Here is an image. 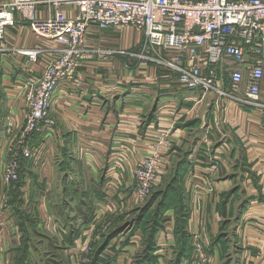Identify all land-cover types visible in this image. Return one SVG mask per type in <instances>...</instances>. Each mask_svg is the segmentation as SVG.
Returning a JSON list of instances; mask_svg holds the SVG:
<instances>
[{"label":"crops","instance_id":"obj_1","mask_svg":"<svg viewBox=\"0 0 264 264\" xmlns=\"http://www.w3.org/2000/svg\"><path fill=\"white\" fill-rule=\"evenodd\" d=\"M37 41L20 23L2 44L9 58L5 73L0 72V227H10L5 232L6 248L13 259L20 244L11 228L16 210L36 221L41 237L51 235L67 253L76 254L85 244L80 227L89 236L101 215L115 216L125 209L135 163L162 133L167 134L169 148L164 153L168 163L172 161V171L186 163L183 186L191 205H197V213L206 220L203 242L217 234L224 213L225 219H232L236 208L230 203L225 209L219 207L221 196L242 175L244 198H250L246 213L251 215L248 224L245 216L240 218L235 235L245 233L247 243L264 240L257 230L264 228V75L256 102L202 97L179 87L152 61L136 58L144 36L128 27L92 29L87 34L77 74L59 88L51 106L55 126L33 140L38 161L21 158L19 181L3 184V168L12 150L22 144L25 104L20 83L40 71L39 65H26L24 58L9 51L30 48ZM193 179H206L211 187L197 185L200 190L195 197L190 193ZM3 233L0 228V239Z\"/></svg>","mask_w":264,"mask_h":264},{"label":"built area","instance_id":"obj_2","mask_svg":"<svg viewBox=\"0 0 264 264\" xmlns=\"http://www.w3.org/2000/svg\"><path fill=\"white\" fill-rule=\"evenodd\" d=\"M20 23L38 41L9 53L24 58L26 65H39L40 71L23 82L22 144L12 150L3 168L5 185L18 181V158L38 161L33 140L55 126L51 104L59 88L74 79L92 29L128 27L141 32L144 42L136 58L152 61L184 90L239 102L259 99L264 0H10L0 3V52H5L4 40ZM7 55L0 61L3 73ZM168 148L167 134L162 133L136 166L137 200L151 193L167 169Z\"/></svg>","mask_w":264,"mask_h":264},{"label":"rangeland","instance_id":"obj_3","mask_svg":"<svg viewBox=\"0 0 264 264\" xmlns=\"http://www.w3.org/2000/svg\"><path fill=\"white\" fill-rule=\"evenodd\" d=\"M8 1L10 0H0V3ZM1 48L4 49V47ZM0 54L2 56L8 53ZM79 67L80 65L76 68V74ZM226 76L228 77V74ZM20 87H23V83H20ZM22 159L18 158L19 164ZM31 161L34 163L33 160ZM139 161L135 163V168ZM171 162L170 160L167 170L163 171L160 179L154 184L151 193L140 200L134 197V168L132 186L129 187L131 190H129V195H127L128 192L126 194L125 209L122 208V213L115 216L101 215L100 222L90 228L89 236L83 235L85 227H80L79 235L83 236L82 241L85 244L83 243L84 246L76 254L67 253L65 248L60 247L57 238L51 235L41 237L38 232L33 234L30 229L31 258L29 264H94V262L95 264H261L264 261L262 257L264 252L262 241L264 240L259 239L260 242L247 243L249 237L245 233L240 232L239 235H235L238 229L236 225L240 218L245 216L244 223H246L248 222L246 219L251 215L249 212L246 213L250 198H244L243 194L245 175L238 178L225 197L221 196L219 207L225 209L230 203L229 206L237 209L232 210V219H225V210H219L224 214L219 222L218 232L209 242L204 243L202 234L206 229V220L201 217L200 213H197L198 206L194 207L193 203L191 205L189 196L184 190L182 176L178 172L174 174ZM189 181L190 193L195 197L198 196L199 187L201 189L211 187L206 179ZM253 183L256 188H259L256 180ZM86 206L89 209V206ZM81 209L83 212L87 210L84 206ZM15 212L20 213V210ZM14 216L16 222L11 228L18 233L20 240L22 237L21 223L15 213ZM0 228L4 231L0 239V264H14L15 259L12 253H9L6 248L9 239L5 236V232L10 227L2 225ZM181 230H183L185 239L183 242H180ZM257 230L263 239L264 228L258 227ZM86 238H90L88 242ZM160 240H164L166 244L159 245ZM61 245L63 246V243ZM252 258L255 260L253 261Z\"/></svg>","mask_w":264,"mask_h":264},{"label":"trees","instance_id":"obj_4","mask_svg":"<svg viewBox=\"0 0 264 264\" xmlns=\"http://www.w3.org/2000/svg\"><path fill=\"white\" fill-rule=\"evenodd\" d=\"M24 162H28V161L25 160ZM24 162L22 161V164ZM185 169H186V163L185 162H183L182 164L181 163L177 164V166L174 169V174L178 172L180 174V176H182V179H183ZM179 174H177V175H179ZM18 181H19V178H18ZM18 181H16L15 183H17ZM15 183H12V185ZM18 198L19 197L17 195H15L14 201L19 203ZM15 215L18 219H20L22 237L20 238L19 246L15 249V257H14L15 263L14 264H29V259H30V246H29L30 229H31V232H33V234L36 232V221L31 216L23 215L22 213H19V212H15ZM183 225H184V221H183ZM180 233L182 234V238L180 239V242H183V241H185V239L183 237V230H181ZM177 242L179 243L178 239H177ZM94 264H95V262H94Z\"/></svg>","mask_w":264,"mask_h":264}]
</instances>
